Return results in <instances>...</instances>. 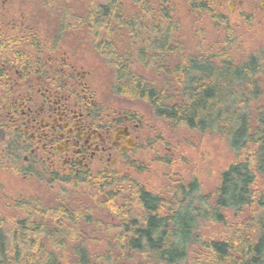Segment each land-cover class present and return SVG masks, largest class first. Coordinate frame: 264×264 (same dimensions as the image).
<instances>
[{"label": "trees", "instance_id": "1", "mask_svg": "<svg viewBox=\"0 0 264 264\" xmlns=\"http://www.w3.org/2000/svg\"><path fill=\"white\" fill-rule=\"evenodd\" d=\"M94 19L91 8L80 21L93 26ZM103 25L99 48L107 49L115 65V92L145 101L175 126L223 135L237 160L221 172L211 196L199 193L195 178L180 183L170 200L143 187L116 192L101 188L106 216L119 223L118 232L96 254L84 237L105 230V223L91 206L73 208L65 197L49 210L22 206L9 227L0 218V264H264V190L255 187L257 178L264 176L260 56L250 55L240 63L231 58L219 62L215 56L178 49L177 62L167 65L175 37L168 34L169 24L163 19L165 29L148 50L152 61L162 60L155 71L164 79L158 85L157 78L134 73L128 48L117 52L110 47L109 24ZM7 35L1 33L0 42L13 40ZM135 51L145 60L144 48ZM231 211H247V223L241 222L224 238H201L204 220L226 225Z\"/></svg>", "mask_w": 264, "mask_h": 264}, {"label": "rangeland", "instance_id": "2", "mask_svg": "<svg viewBox=\"0 0 264 264\" xmlns=\"http://www.w3.org/2000/svg\"><path fill=\"white\" fill-rule=\"evenodd\" d=\"M120 1L123 2L118 1L117 4L123 6L122 12L129 20L130 10L135 9V3L133 0ZM149 1L151 3V0ZM154 1L157 4L159 0ZM161 1L163 12L160 17L167 20L169 25L165 28H169L168 34L175 37V43L170 52L172 57L166 59L167 65L177 62L178 49L204 57L215 56L219 62L231 58L235 63H240L248 56L257 54L264 62V22L259 23L257 20L238 15L221 19L217 16L191 11L186 0ZM103 5L109 6V1L0 0V22L14 19L21 25H30L33 29L49 33L47 35L52 37V41L58 44L61 51L75 57L89 70L90 81L100 97L112 100L118 106L136 111L145 124L147 133L141 146L132 154L131 165L125 167L119 176L105 184L71 181L61 185L47 186L36 178H23L9 169L3 170L0 166V218L7 227L11 225L14 218L19 216L22 206L34 204L40 209L49 210L65 197L66 200L63 199V201L73 208L79 205L91 206L94 209L93 212L98 215L97 218L105 223V230L88 233L84 237L93 254L102 252L108 239L118 232V219L106 216L103 210L104 197L102 195L104 194H99L101 188L105 191L115 190L116 192L128 187L131 191L143 187L170 200L180 183L187 184L195 178L199 184V193L211 196L220 183L221 172L237 160L223 135L212 132L202 133L186 126H175L158 116L145 101L115 92L113 88L116 78L115 65L107 49L99 48V43L103 41L102 20L95 28L99 34L88 31L89 28L87 29L86 26L92 25H87V23L83 25V31L65 26V31L61 33L58 18L64 17L68 22L71 16H79L91 8L96 9ZM149 9L151 10L150 7ZM153 15L157 17L156 14ZM150 17L156 19L148 14L149 23ZM128 25L129 23L125 27L128 28ZM50 27L52 29L49 32L50 29L47 28ZM114 28L117 29L110 35L109 40L112 43L110 47L113 48V43H115L117 52L128 48L133 53L134 73L149 80L157 78L156 84H161L164 79H161L162 77L155 71L157 64L162 60L152 61L148 53L151 49L149 43L144 48L146 58L141 60L136 51L132 49L133 47H130L128 31L119 29L118 26ZM8 33L11 36L22 34L17 31H8ZM102 46L105 47V45ZM181 46L184 49H180ZM168 78L174 79L173 76ZM261 79L264 90V74ZM255 187L264 190V176L257 178ZM247 216V211L238 213L231 211L227 214L226 225L204 220L199 228L201 238L205 241L224 238L241 222H246Z\"/></svg>", "mask_w": 264, "mask_h": 264}, {"label": "flooded vegetation", "instance_id": "3", "mask_svg": "<svg viewBox=\"0 0 264 264\" xmlns=\"http://www.w3.org/2000/svg\"><path fill=\"white\" fill-rule=\"evenodd\" d=\"M108 1L109 6L94 9V25L86 26L88 31L99 34L95 28L100 20L109 24L111 34L118 26L128 31L130 47L134 50L158 40L164 28L161 0L157 4L154 0L151 3L133 0L135 9L130 10L129 20L122 12L123 6L117 4L123 1ZM186 1L191 11L221 19L238 15L264 22V0ZM86 13L71 16L68 22L64 17L58 18L61 33L65 26L82 30L84 24L80 18ZM148 14L157 17H150L149 23ZM103 16L109 20L102 19ZM47 29L50 32L52 28ZM8 31L22 34L11 36ZM1 33H8L13 39L0 42V166L3 170L9 169L23 178H36L47 186L71 181L105 184L119 176L131 165L132 154L147 133L142 117L132 109L100 97L90 81L89 70L61 51L49 33L21 25L14 19L0 22ZM132 56L129 51L131 64Z\"/></svg>", "mask_w": 264, "mask_h": 264}]
</instances>
